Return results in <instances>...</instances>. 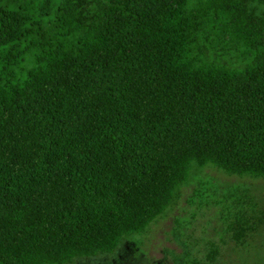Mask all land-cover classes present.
I'll return each instance as SVG.
<instances>
[{
  "label": "trees",
  "instance_id": "16d2710c",
  "mask_svg": "<svg viewBox=\"0 0 264 264\" xmlns=\"http://www.w3.org/2000/svg\"><path fill=\"white\" fill-rule=\"evenodd\" d=\"M207 167L264 178V0H0V264L134 248Z\"/></svg>",
  "mask_w": 264,
  "mask_h": 264
},
{
  "label": "rangeland",
  "instance_id": "374dc122",
  "mask_svg": "<svg viewBox=\"0 0 264 264\" xmlns=\"http://www.w3.org/2000/svg\"><path fill=\"white\" fill-rule=\"evenodd\" d=\"M199 178L183 187L177 204L154 221L146 234L137 236L134 248L123 242L110 253L76 258L70 264H194L193 258L205 264L210 241L220 251L211 264H264V226L250 236L248 244H235L224 232L222 204L217 202L242 185L264 205V178L230 175L212 167L205 168ZM196 189L207 192L206 198L200 199Z\"/></svg>",
  "mask_w": 264,
  "mask_h": 264
}]
</instances>
